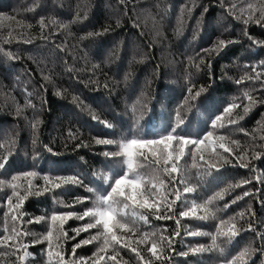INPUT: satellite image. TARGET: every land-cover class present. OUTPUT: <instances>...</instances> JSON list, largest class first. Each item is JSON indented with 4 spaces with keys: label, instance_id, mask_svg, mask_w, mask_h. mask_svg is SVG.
<instances>
[{
    "label": "trees",
    "instance_id": "1",
    "mask_svg": "<svg viewBox=\"0 0 264 264\" xmlns=\"http://www.w3.org/2000/svg\"><path fill=\"white\" fill-rule=\"evenodd\" d=\"M262 8L264 0H0V154L8 157L0 171V264H113L112 255L118 264H264V21L256 22ZM220 40L233 42L217 52ZM138 82L144 95L150 92L146 108ZM188 88L204 92L185 105ZM233 103L232 116L213 128L211 121ZM178 112L185 119L180 134L195 138L211 131L214 139L225 138L229 151L213 153L219 170L192 169L186 155L179 165L196 191L184 194L179 173L173 180L160 166L141 167L145 179L164 182L145 197L158 210L118 216L127 225L114 228L121 243L101 252L102 225L77 234L96 220L77 217L94 210L97 195H105L126 170L121 157L103 153L118 151L126 139L168 133ZM29 171L37 176L26 177ZM45 175L77 177L80 183L48 185L50 191L28 196L20 208L8 206L13 176L24 195L29 180L43 188ZM193 204L198 216L208 218L180 215ZM53 214L68 219L53 224ZM220 220L235 224L239 234L218 235ZM154 241L159 259L149 251ZM199 247L207 250L191 251Z\"/></svg>",
    "mask_w": 264,
    "mask_h": 264
},
{
    "label": "snow or ice",
    "instance_id": "2",
    "mask_svg": "<svg viewBox=\"0 0 264 264\" xmlns=\"http://www.w3.org/2000/svg\"><path fill=\"white\" fill-rule=\"evenodd\" d=\"M252 15L248 16V19L244 21V23H248L249 20H252ZM261 21H264V8L260 10V16L257 18L256 22L260 23ZM41 28L45 27L43 19L40 21ZM233 41H224L220 40L218 42V45L216 47V51L219 52L221 49H223L227 44L232 43ZM264 43V42H261ZM237 83H240V81H237ZM188 96L185 97L184 104L187 105L190 100H196L197 97L200 96L202 92H204V89L201 88L199 91H196L193 93L192 88H188ZM247 95V94H246ZM251 101L252 98L248 97ZM73 99H76L75 97ZM254 103V101H252ZM252 103H250L247 107L244 108V114L246 115L249 111V109L252 107ZM237 105L235 103L225 107L223 109L224 115H216L215 118L211 121V125L213 128H216L218 126V122H220L219 126H223V121L225 117H231L233 109H235ZM244 117L240 116V119L242 120ZM189 123H192V121H189ZM229 124H236L237 121L235 119H228ZM185 124V119H182L180 116V113H177L176 116V124L166 134H161L156 138L148 139V138H131L126 139L124 142L119 144V150L115 152H104L103 155L105 157H121L122 162L126 168L123 175H121L119 178H116L114 180V183L110 185V190L103 196L97 195V206L94 210H88L83 213V216H78L77 219H83L84 217H94L96 218L95 223H89L85 225L83 228L77 230V234H79V231H86L89 228L97 227L102 225L103 227V235L105 237L104 239V247L100 249L101 252H104L107 246L115 242L117 244L121 243L120 239L114 232V228H127L126 224L120 223L117 221V217H123L125 215H131L136 216L137 215V209H147V208H153L158 210V207L155 203L150 204L149 200L146 197V194H151L154 191H158L157 189V183H159L160 187H164V182L159 179V176H151L148 179H145V177L138 171L143 166H160L163 169V173H165L168 177L173 178L175 180V174L179 173L181 176L180 183L184 185L183 187V193H193L196 191L195 185H191L189 182L192 179L191 175H184V170L180 168L179 161L185 158L186 155H190L192 158L191 168L197 169L200 167H206L207 169H217V159L214 157L213 153L216 151L217 148L223 149L224 152H228L229 149L225 147L224 143V137H213V132L208 131L205 135L202 137H191L187 135L180 134L177 129H179L182 125ZM108 127H111V125H107ZM35 127V126H34ZM97 144H103V145H109L114 143V141L110 139H97ZM232 143H236L235 141H232ZM211 147V151H209V148ZM51 151V149H48ZM207 156V158H206ZM254 158H260V153H256ZM223 159V158H221ZM240 159L242 166L244 165V161L242 157H238ZM143 161L141 163L140 161ZM224 162H227L224 160ZM8 164V157L4 156L3 154H0V171L6 170ZM96 175H99L105 182L108 181V177L105 176L102 173H97ZM26 177H35L37 176V173L34 171H29L25 174ZM12 183H9L7 187H10L12 189V193L10 196L7 197V204L10 208H20L23 203L25 202L26 198L30 195H41L43 192L50 191L51 189L48 187V185H51L53 188H60L64 184H78L80 183V180L77 177H50L45 175L43 177L45 181V186L41 189L35 188L31 184V181H28V186L24 189V195H21L20 192L17 190L20 186L15 183L18 179V177L13 176ZM150 185V186H149ZM5 186V181L0 180V190L3 189ZM239 186V185H237ZM90 192L93 191L92 188L88 189ZM175 198L176 200H179L181 198V193L177 190H174ZM245 196L249 195V193L245 192ZM220 198H222L221 194H217ZM13 198H15V204L13 203ZM241 197H237V199H240ZM172 203H175V200L172 201ZM235 203V201H233ZM122 206V207H117ZM225 207L227 208L228 205L226 204ZM130 210V211H127ZM205 213H207V208L205 207ZM182 217H193L197 219L205 220L208 218L207 214L203 216L197 215V206L193 204V206L187 210L180 213ZM241 216H243V213H241ZM18 217L12 216V219L15 221ZM158 219L160 218H167V217H160L157 216ZM44 217H37L36 222H40L44 220ZM68 219V216L65 214H53L50 217V220L53 224H55L57 221H60L63 223ZM140 219H144L146 222V218L141 215ZM31 223V221H29ZM249 228H251V225H249ZM239 229L236 228L235 224H231L230 222L220 220L219 226L216 229V232L218 235L229 237V239L236 237L239 234ZM13 233L16 235L17 238L21 235L20 233H16L15 229H13ZM53 235L52 231H49L47 233V237L51 238ZM190 235H206V233L202 232H192ZM110 237V239H109ZM5 240H11L12 237L8 236L4 238ZM98 237L94 236L92 237V240H96ZM216 237L213 236V244H215ZM91 243V240H83L81 241V244H89ZM4 240H0V246H3ZM127 246V245H125ZM76 248L80 247V244H77L75 246ZM157 242H153L151 248L149 251L152 253L153 256H155L157 259H159V255L157 253ZM207 249L204 247L194 248L191 249L193 253L196 252H204ZM133 251H136V249H133ZM73 252H75V248L73 249ZM51 255V253H49ZM57 257H60V254H56ZM137 255L140 256V253L137 252ZM182 255L187 256L188 253H182ZM243 255V254H242ZM141 259H143L142 256H140ZM22 259V257L20 258ZM62 259V257H61ZM90 259V258H89ZM104 256H99L97 260H104ZM108 259L113 261V264H118L117 256L112 255L109 256ZM73 264H76L75 261H73ZM80 264H87L86 261L81 260ZM93 264H97V261H93Z\"/></svg>",
    "mask_w": 264,
    "mask_h": 264
},
{
    "label": "rangeland",
    "instance_id": "3",
    "mask_svg": "<svg viewBox=\"0 0 264 264\" xmlns=\"http://www.w3.org/2000/svg\"><path fill=\"white\" fill-rule=\"evenodd\" d=\"M175 27V26H174ZM158 33H159V36L161 35V28H162V26H160V25H158ZM154 30V29H153ZM154 32V34L156 35V36H158L157 35V31H153ZM161 40V39H160ZM163 43H165L163 40H161ZM168 54V53H167ZM165 59V58H164ZM167 68V67H166ZM169 69V68H168ZM171 70V67H170V69H169V71ZM135 88L138 90V91H143V95H142V100H143V104H145V107L144 108H146L147 107V105H148V103L151 101V96H150V92L149 91H147L146 92V95H144V91L145 90H143L145 87H144V85H143V83L142 82H138L136 85H135Z\"/></svg>",
    "mask_w": 264,
    "mask_h": 264
}]
</instances>
